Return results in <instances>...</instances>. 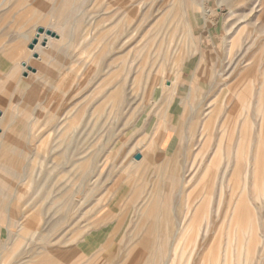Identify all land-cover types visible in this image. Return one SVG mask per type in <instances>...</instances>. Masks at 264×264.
I'll return each instance as SVG.
<instances>
[{
    "label": "rangeland",
    "instance_id": "1",
    "mask_svg": "<svg viewBox=\"0 0 264 264\" xmlns=\"http://www.w3.org/2000/svg\"><path fill=\"white\" fill-rule=\"evenodd\" d=\"M0 159V264H264V0H0Z\"/></svg>",
    "mask_w": 264,
    "mask_h": 264
},
{
    "label": "water",
    "instance_id": "2",
    "mask_svg": "<svg viewBox=\"0 0 264 264\" xmlns=\"http://www.w3.org/2000/svg\"><path fill=\"white\" fill-rule=\"evenodd\" d=\"M36 32H37V33L35 34V38L32 40L31 44L28 46V48H29L30 50H32V49L34 48V46L37 45L38 38H39V34L44 33L46 36H50V37L56 36L54 32L51 33V32L48 31V30L44 31L43 28H37V31H36ZM28 69H29L30 71H33V69H30V68H28ZM140 157H141V156H140V154H139V155H136V156L134 157V159H135L136 161H138V160L140 159Z\"/></svg>",
    "mask_w": 264,
    "mask_h": 264
},
{
    "label": "bare ground",
    "instance_id": "3",
    "mask_svg": "<svg viewBox=\"0 0 264 264\" xmlns=\"http://www.w3.org/2000/svg\"><path fill=\"white\" fill-rule=\"evenodd\" d=\"M48 3V2H47ZM53 28V27H52ZM44 31H46V30H48L47 28H45V29H43ZM51 33H53V32H51ZM43 35H45L44 33H42ZM41 34V35H42ZM46 36V35H45ZM42 39V37H39V39H38V41H40ZM38 45V44H37ZM51 45V44H50ZM48 48H49V45H47V47L46 48H44V49H41V54L40 55H44V53H48ZM37 51V50H36ZM50 53V52H49ZM38 62V61H37ZM33 64V63H32ZM37 64V63H36ZM29 67H27V69H28ZM29 70V69H28ZM30 71V70H29ZM119 103V102H118ZM8 108V107H7ZM3 116H4V114H3ZM1 120H2V118H1ZM7 145V144H6ZM4 147H5V145H4ZM142 155H144V154H142ZM143 157V156H142ZM145 159H146V157H145ZM1 160V159H0ZM139 161V160H138ZM2 184V183H1Z\"/></svg>",
    "mask_w": 264,
    "mask_h": 264
},
{
    "label": "crops",
    "instance_id": "4",
    "mask_svg": "<svg viewBox=\"0 0 264 264\" xmlns=\"http://www.w3.org/2000/svg\"><path fill=\"white\" fill-rule=\"evenodd\" d=\"M2 207L0 206V209H1ZM4 221V218H3V216L1 215V213H0V225H1V222H3ZM0 228H1V226H0Z\"/></svg>",
    "mask_w": 264,
    "mask_h": 264
}]
</instances>
